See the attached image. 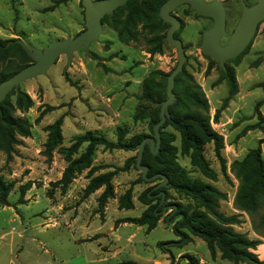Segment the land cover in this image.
<instances>
[{
  "label": "rangeland",
  "instance_id": "obj_1",
  "mask_svg": "<svg viewBox=\"0 0 264 264\" xmlns=\"http://www.w3.org/2000/svg\"><path fill=\"white\" fill-rule=\"evenodd\" d=\"M161 1L150 0L153 11L148 19L132 27L136 40L125 42L118 37L127 10L112 14L103 22V32L89 52L76 51L67 68V57L60 56L46 75L23 82L10 98L14 116L31 125V134L17 135L11 154L0 150V178L13 186L7 202L0 201V264H117L128 260L135 264H189L188 255L198 258L200 264H256L235 263L218 249L213 254L203 239L186 228L176 232L186 211L203 207L172 186L149 192L162 179L146 181L135 163L127 167L138 150L99 146L90 167L77 173L66 188L56 184L68 165L65 149L78 136L91 131L116 142L121 132L124 141L153 135V107L144 99V83L153 79L156 85L163 84L164 77L159 74L170 73L178 63L175 48L166 41L170 25L160 23L157 11ZM221 1L226 8V32L231 34L242 13L241 2ZM244 2L251 6L257 0ZM173 15L182 23L175 36L185 47L183 71L203 92L208 108L202 112L223 137L220 156L214 142L204 146L215 178L193 165L173 125L164 124L162 141L164 138L173 148L174 161L192 180L212 184L226 195L219 202V211L236 218L229 225L232 229L262 242L255 253L264 264V200L257 212L239 207L236 196L241 178L235 170V163L252 149L260 148L264 160V20L245 50L225 62L224 70L200 48L203 33L213 26V19L197 15L187 3L178 6ZM84 29L81 0H0L2 39H21L41 49ZM159 42L161 50L152 53ZM221 42L226 44L228 38ZM19 93L30 97V107L17 108ZM173 108L183 111L180 106ZM60 118L62 140L49 156L47 128ZM86 146L81 145L72 158H79ZM108 172L113 173L114 196L101 209L98 199L104 187L89 196L84 190L92 177ZM159 192H165L164 201L154 196ZM128 203L130 207H126ZM153 206L160 215L154 228L131 221Z\"/></svg>",
  "mask_w": 264,
  "mask_h": 264
},
{
  "label": "trees",
  "instance_id": "obj_2",
  "mask_svg": "<svg viewBox=\"0 0 264 264\" xmlns=\"http://www.w3.org/2000/svg\"><path fill=\"white\" fill-rule=\"evenodd\" d=\"M165 1L162 0L158 4L159 9L157 12L159 13V17L160 7ZM123 9L127 10V14L122 21V26L118 30V37L121 41L125 42L136 40V35L132 31V27L137 22L148 19L150 12L153 11V6L150 0H129L126 5L118 8L114 14ZM108 17L112 16L110 14L106 15L103 18V22ZM160 21L162 24L161 17ZM160 45L161 42L158 43L156 49L152 50V53L160 51ZM33 62V59L28 55L18 39L6 40L0 37V83ZM170 73L159 74L164 77L163 84L156 85V81L153 79H147L144 83V99L149 101L151 107H153L151 112V131L153 135V126L160 120V103L167 97V80ZM231 82V95H234L236 92V82L233 76ZM18 87L12 90L0 105V150L8 154L14 151V145L17 143V135L28 137L31 134V125L25 119L14 116L15 106L10 98L16 93ZM174 92L177 101L170 107L171 117L165 124L173 125L180 132L183 150L185 153H190L193 165L206 176L215 178L216 174L204 156V146L208 142H214L216 152L220 156L224 143L223 137L213 130L209 118L202 112V110L208 108L207 100L199 86L194 83L192 77L186 71H182L177 75ZM31 105L32 100L27 94L19 93L17 95V108L25 109ZM174 106L182 107L183 111L176 112L173 108ZM193 108L196 110H192ZM62 123L63 119L60 118L47 128L49 137L46 142V152L49 156H51L52 151L62 140ZM123 134L124 132L120 133L116 142L91 131L78 136L76 142L71 147L65 149L68 165L63 172L62 178L56 184L66 188L77 173H81L84 169L90 167L97 147L103 146L106 149L137 150V146L141 141L148 137L145 135H137L129 141H124ZM161 135H164V132ZM85 143H87V146L83 154L79 158L73 159L72 155ZM142 162L149 166V176L158 173L166 175L169 178L168 183L170 186L196 199L203 207V210L186 211L175 227L176 232L179 233L180 228L188 229L193 235L203 239L213 254L218 249L225 259L235 263H263L255 253V250H257V247L262 242L258 239H250L246 234L232 229L229 225L236 222V218L233 216L227 217L219 211V202L226 195L212 184L198 179L192 180L186 172L182 171L174 161L173 148L166 145L164 138L160 151L156 155L146 145ZM131 163H135L136 165V158L129 159L126 164L127 167ZM235 170L241 178V184L236 196L237 204L243 210L257 212L262 200H264V160L261 149H252L242 161L235 163ZM112 178V172L92 177L84 190L85 196H89L99 188L104 187V191L98 199L101 209L105 207L108 199L114 196ZM12 187V184H8L0 178L1 202H7ZM156 189V187H153L149 192L155 191ZM144 196L149 200V193H146ZM154 196L160 202L162 201V196L158 195V193H155ZM129 197L128 195L125 199H129ZM129 205L128 203L126 207H130ZM158 212L157 206H153L142 217L135 218L131 221L140 225H148L152 229L160 219ZM262 222L264 225V215ZM187 260L189 264H200L199 259L193 255H188ZM117 264H135V262L128 260Z\"/></svg>",
  "mask_w": 264,
  "mask_h": 264
},
{
  "label": "water",
  "instance_id": "obj_3",
  "mask_svg": "<svg viewBox=\"0 0 264 264\" xmlns=\"http://www.w3.org/2000/svg\"><path fill=\"white\" fill-rule=\"evenodd\" d=\"M128 1L81 0L84 7L85 29L74 37L68 36L64 39H59L44 48H36L18 39L34 62L0 83V105L12 90L23 82L46 75L60 56L65 55L67 57V68L71 65L76 51L82 49L84 52H89L91 44L98 40L103 32V18L108 14H114L118 8L126 5ZM240 2L242 13L231 34L226 32V8L221 0H166L161 6L160 17L164 24L170 25L166 41L175 48L178 54V63L168 76L167 97L160 103V120L153 126L154 135L148 136L141 141L137 146L138 154L136 156V166L141 170L143 179L154 181L162 178V182L156 188L170 186L168 183L169 178L161 173L149 176L150 168L148 165L143 164V155L146 145L149 146L154 155L160 151L162 144L161 128L171 117L170 107L177 101L174 92L176 77L183 71L187 61L183 41L175 36L182 23L178 17L173 15V11L178 6L187 3L197 15L213 19V26L203 33L200 48L205 55L212 57L221 68L226 70L225 62L236 58L245 50L257 33L259 24L264 20V0H257L251 6H248L244 0H240ZM224 37L228 38L226 44L221 42ZM262 38L264 40V31L262 32ZM158 195H162V201H164L165 192H159Z\"/></svg>",
  "mask_w": 264,
  "mask_h": 264
}]
</instances>
